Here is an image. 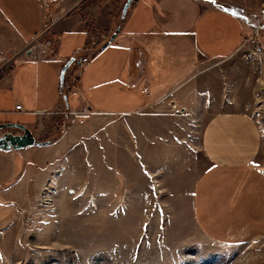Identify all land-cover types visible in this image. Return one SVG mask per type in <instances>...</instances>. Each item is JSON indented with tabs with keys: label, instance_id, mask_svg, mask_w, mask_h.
Instances as JSON below:
<instances>
[{
	"label": "rangeland",
	"instance_id": "obj_1",
	"mask_svg": "<svg viewBox=\"0 0 264 264\" xmlns=\"http://www.w3.org/2000/svg\"><path fill=\"white\" fill-rule=\"evenodd\" d=\"M45 1V27L35 46L49 56L58 46L61 67L55 75V88H59L67 56L85 54L90 60V54L83 50L88 35L76 29L80 18L86 29L97 35L106 33L113 19L110 28L114 31L127 0ZM262 2L237 53L214 62L207 72L210 81L198 87L199 91L207 87L214 90L216 102L223 98L218 105L239 103L264 132V21L259 37L254 34ZM64 5L71 13H66ZM66 14L70 19L75 17V25L71 21L67 25L73 29L63 28L64 23L56 28L52 20L66 18ZM121 41L99 52L101 62L124 58L128 49ZM99 54L91 56L89 68ZM162 54L158 49L156 70L170 74L173 66L167 70ZM116 68L118 74L121 65ZM82 69L72 63L66 73L69 91L65 97L75 111L82 106L83 97L74 91ZM43 83L52 86L48 78ZM188 89L181 92L180 99H164L165 112H172L180 121L155 117L159 118L158 129L150 128L149 142L159 145H120L112 149L110 157L103 147H94L93 120L87 112L72 115L61 110L63 113L46 115L40 130L35 129L36 138L54 149H35L27 156L28 166L20 174V201L9 204L0 198V264H264V238L240 246L223 245L206 237L196 222L193 192L207 164L193 145L199 142L201 119L195 132L189 130L196 121L190 120V111L198 108L200 99L192 93L194 89ZM10 96L7 88L0 89V111L9 104L14 106ZM28 102L21 99L15 105ZM173 105L186 111L176 113ZM37 120L31 113L0 115V124L28 127ZM167 125H173L178 136ZM5 132L22 133L0 130V138ZM171 134L175 138L172 142L166 136ZM165 137L168 140L163 143ZM192 138L196 142L192 143ZM63 140L62 148L56 143ZM259 164L264 169V147Z\"/></svg>",
	"mask_w": 264,
	"mask_h": 264
},
{
	"label": "crops",
	"instance_id": "obj_2",
	"mask_svg": "<svg viewBox=\"0 0 264 264\" xmlns=\"http://www.w3.org/2000/svg\"><path fill=\"white\" fill-rule=\"evenodd\" d=\"M259 2L133 0L115 30L110 28L113 23L110 19L108 31L102 35L89 32L80 18L76 29L88 35L83 50L90 54V60L83 66L74 89L83 97L81 109L75 111L71 110L69 99L62 97V91L66 94L69 91L66 75L63 89L60 85L55 88V75L61 67L57 61L58 46L50 56L42 54L39 46H35L45 27L46 1L0 0V89L7 88L14 100V106L9 104L0 115L36 114V123L27 127L36 138L35 129L40 130L46 115L62 111L72 115L87 112L91 115L88 118L93 120L94 147H103L110 157L112 149L120 145L149 146L150 128L158 129L159 118L155 117L180 121L172 112H165V101L168 97L180 99L182 91L194 89L192 93L200 102L198 108L190 111L193 113L190 120L196 118V121H192L194 124L189 130L195 132L200 119L201 125L199 142L193 143V138L190 141L198 147L207 164L193 192L196 222L206 237L219 244L253 243L264 238V169L259 164L264 132L239 103L218 105L223 98L216 102L214 90L207 87L199 91L198 86L210 81L207 72L214 62L237 53L250 30L249 24L258 11ZM65 7L66 13H71L69 7ZM68 14L58 21L53 19L54 26L59 29V24L64 23L63 28L73 29L67 27L68 21L74 26L76 20L75 17L70 19ZM113 33L116 36L111 39ZM120 38L128 53L120 60L101 62L102 45ZM158 49L163 51L167 70L173 66L170 74L156 70ZM94 53L99 55L89 68ZM77 54L67 56L66 62ZM118 64L121 68L117 74ZM89 70L91 74H87ZM180 73L181 76L175 78ZM45 78L52 86H45ZM21 99H29L32 105L23 103L22 109L16 110L18 104L15 103ZM44 109L46 111H41ZM167 129L178 136L173 125H167ZM173 135H166L171 142L175 139ZM168 139L165 137L163 143ZM63 142L56 144L63 148ZM52 146L11 152L0 150L1 199L9 204L20 201L23 185L20 174L26 164L28 166L27 156L35 149H54Z\"/></svg>",
	"mask_w": 264,
	"mask_h": 264
},
{
	"label": "water",
	"instance_id": "obj_3",
	"mask_svg": "<svg viewBox=\"0 0 264 264\" xmlns=\"http://www.w3.org/2000/svg\"><path fill=\"white\" fill-rule=\"evenodd\" d=\"M133 0H127L126 4L123 8V14H126V11L131 4ZM116 36V33H113L111 36V39H114ZM110 43V40L106 41L102 48L108 46ZM75 57H71L63 66L60 74V86L63 89L64 87V81H65V75L67 71L69 70L70 66L74 62ZM65 100L67 98L65 97ZM8 129H16L20 130L21 134H13L11 132H5L3 136L0 138V150L5 152H11V151H18L23 150L29 147L33 146H47L49 145V142H40L38 141L35 136L32 134V132L24 125L21 124H13V123H6V124H0V130H8Z\"/></svg>",
	"mask_w": 264,
	"mask_h": 264
},
{
	"label": "built area",
	"instance_id": "obj_4",
	"mask_svg": "<svg viewBox=\"0 0 264 264\" xmlns=\"http://www.w3.org/2000/svg\"><path fill=\"white\" fill-rule=\"evenodd\" d=\"M259 14H257L256 16V29L254 31V34L256 36L259 37L260 33H259V27L262 25L263 21H264V0L262 2V8L261 10L258 12ZM89 61V55H85V54H80V55H76L75 59H74V65H77L79 67H83L87 62ZM22 106L21 105H17L16 106V110H21ZM172 109L174 112L176 113H184L186 111V109L184 108H179L177 105H173Z\"/></svg>",
	"mask_w": 264,
	"mask_h": 264
},
{
	"label": "trees",
	"instance_id": "obj_5",
	"mask_svg": "<svg viewBox=\"0 0 264 264\" xmlns=\"http://www.w3.org/2000/svg\"><path fill=\"white\" fill-rule=\"evenodd\" d=\"M66 95V92L65 91H62V97L64 98Z\"/></svg>",
	"mask_w": 264,
	"mask_h": 264
}]
</instances>
